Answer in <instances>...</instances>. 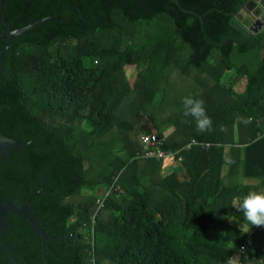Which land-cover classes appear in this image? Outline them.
<instances>
[{
	"label": "trees",
	"instance_id": "1",
	"mask_svg": "<svg viewBox=\"0 0 264 264\" xmlns=\"http://www.w3.org/2000/svg\"><path fill=\"white\" fill-rule=\"evenodd\" d=\"M245 2L0 0V33L2 19L12 31L55 17L4 55L0 134L29 146L0 156V196L22 205L45 176L33 214L67 240H48L42 256L26 220L8 216L19 224L8 229L16 264L264 259V227L233 206L264 191V31L233 26ZM130 67L131 88L121 78ZM186 96L204 101L214 131L183 115ZM150 134L178 155L138 157L139 136ZM191 139L209 148L184 150ZM101 188L110 192L91 224ZM0 264L13 263L3 255Z\"/></svg>",
	"mask_w": 264,
	"mask_h": 264
},
{
	"label": "water",
	"instance_id": "2",
	"mask_svg": "<svg viewBox=\"0 0 264 264\" xmlns=\"http://www.w3.org/2000/svg\"><path fill=\"white\" fill-rule=\"evenodd\" d=\"M259 20L262 23V29L259 31L252 28V24L256 23ZM54 22V16H47L41 19H38L26 26H23L19 29L10 30L11 25L4 23L2 19V24L6 27L3 32L0 33V43L6 40L5 46L0 50V74L5 73L3 68L4 55L6 52L10 51L12 48V43L15 39L20 37H25L26 34L35 28L36 26L42 24L43 22ZM68 20L63 21L62 23H66ZM235 28L240 30L245 35L256 34L258 32L264 31V0H246L243 4L242 8L235 16V22L233 24ZM29 146V143H22L15 139L7 138L0 134V156L4 157L6 160L8 159V155L13 149H24ZM45 176L43 178V181ZM43 181L38 187L37 191L29 196L27 201L23 205H18L15 202L8 201L0 196V231L5 229L9 224L6 221V216H20L25 219L27 223L31 226L35 235L38 236L41 240V252L43 253V249L45 246V242L47 240L61 242L67 240V238L59 239L53 235H45L40 226V222L34 216V209L31 207V200L37 196L43 190ZM2 249V247H0Z\"/></svg>",
	"mask_w": 264,
	"mask_h": 264
},
{
	"label": "clouds",
	"instance_id": "3",
	"mask_svg": "<svg viewBox=\"0 0 264 264\" xmlns=\"http://www.w3.org/2000/svg\"><path fill=\"white\" fill-rule=\"evenodd\" d=\"M182 104L183 115L194 119L199 133L214 131L212 119L207 114L202 99L186 96L183 98ZM220 130L223 131V126H221ZM233 206L243 213L248 224L264 227V191L251 190L243 198L235 197L233 199ZM228 264H236V262L233 258H230ZM257 264H264V259H257Z\"/></svg>",
	"mask_w": 264,
	"mask_h": 264
},
{
	"label": "built area",
	"instance_id": "4",
	"mask_svg": "<svg viewBox=\"0 0 264 264\" xmlns=\"http://www.w3.org/2000/svg\"><path fill=\"white\" fill-rule=\"evenodd\" d=\"M259 138L264 137V129L257 134ZM139 142L141 143L144 152L143 154H137L138 157H142L145 159H153V160H166V159H174L176 155H178V151L174 152L172 150H165L162 149V142L157 137L156 134L150 135H140ZM191 146H200L204 149L209 148L208 144H203L197 142L195 139H191V141L184 147V150H188ZM182 158L179 156L176 158L177 161H180ZM110 190H105L102 195H98L95 201L96 210L92 217L90 218L91 224H94L96 221V217L98 214L99 209L103 207L104 200L109 194Z\"/></svg>",
	"mask_w": 264,
	"mask_h": 264
},
{
	"label": "flooded vegetation",
	"instance_id": "5",
	"mask_svg": "<svg viewBox=\"0 0 264 264\" xmlns=\"http://www.w3.org/2000/svg\"><path fill=\"white\" fill-rule=\"evenodd\" d=\"M11 27H12V25H11ZM25 38H26V36H25ZM23 205V204H22ZM32 207V206H31ZM33 208V207H32ZM34 209V208H33ZM35 211V210H34ZM8 216H10V215H8ZM8 216H6V221H7V223L9 224V226H7L5 229H3L2 231H0V247H2V249H0V257H3V255H6L7 256V258H8V262H10V263H13V264H16L17 262H15V258H14V256H13V254H14V251H13V248L15 247V244H13V245H10L9 243H8V240H9V228L10 227H17V226H19V224L18 223H11L8 219H7V217ZM18 217H20V216H18ZM21 221H23V218H21L20 219ZM25 220V219H24ZM39 221V220H38ZM41 224H40V226H43V221H39ZM26 226L27 225H29L28 223H27V221H26V224H25ZM42 230V229H41ZM43 232V231H42ZM44 233V232H43ZM45 234V233H44ZM45 235H50V234H45ZM36 237H38V236H36L35 235V232H34V234H32V236L31 237H29V239H30V241H33L34 242V240H35V238ZM39 238V237H38ZM40 239V238H39ZM48 241V240H47ZM46 241V242H47ZM40 242H41V240H40ZM45 242V243H46ZM45 247V246H44ZM42 256H43V253H42ZM19 259V258H18ZM20 260V259H19Z\"/></svg>",
	"mask_w": 264,
	"mask_h": 264
},
{
	"label": "rangeland",
	"instance_id": "6",
	"mask_svg": "<svg viewBox=\"0 0 264 264\" xmlns=\"http://www.w3.org/2000/svg\"><path fill=\"white\" fill-rule=\"evenodd\" d=\"M136 74H137V70L134 67L125 68L123 70L121 78L124 80V82L126 83V85L129 88H131L134 85V83L137 82ZM225 77L223 78V83L224 84H228L229 83V78H225ZM83 128H85V129L87 128L88 129L86 124L83 125ZM104 191H105V189L101 188V189H99V191L97 192L96 195L97 196L98 195H102L104 193ZM240 227L242 229V226H240ZM243 229L245 230V228H243ZM234 260H236V261L238 260V256L237 255H235Z\"/></svg>",
	"mask_w": 264,
	"mask_h": 264
},
{
	"label": "crops",
	"instance_id": "7",
	"mask_svg": "<svg viewBox=\"0 0 264 264\" xmlns=\"http://www.w3.org/2000/svg\"><path fill=\"white\" fill-rule=\"evenodd\" d=\"M252 28L255 29L256 31L257 30L259 31L260 29H262V23H260L258 20L256 23L252 24ZM230 76H231V73L228 74L225 78H230ZM241 226H242V230H244L243 228H245L244 231L248 232L249 228L247 226H245V225H241ZM240 229H241V227H240Z\"/></svg>",
	"mask_w": 264,
	"mask_h": 264
}]
</instances>
